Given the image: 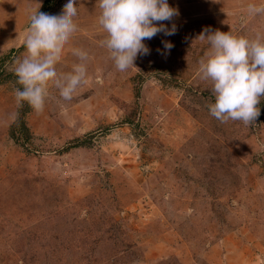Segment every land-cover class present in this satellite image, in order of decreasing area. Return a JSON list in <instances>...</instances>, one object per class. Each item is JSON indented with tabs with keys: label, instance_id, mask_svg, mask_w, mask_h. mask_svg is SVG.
<instances>
[{
	"label": "rangeland",
	"instance_id": "rangeland-1",
	"mask_svg": "<svg viewBox=\"0 0 264 264\" xmlns=\"http://www.w3.org/2000/svg\"><path fill=\"white\" fill-rule=\"evenodd\" d=\"M168 2L176 33L145 40L150 55L121 72L96 0H75L78 30L56 63L70 71L72 49L86 50L87 82L65 101L48 77L23 141L14 70L31 0H0V264H264V97L253 124L221 123L198 75L199 35L264 33V13L248 11L264 0Z\"/></svg>",
	"mask_w": 264,
	"mask_h": 264
},
{
	"label": "clouds",
	"instance_id": "clouds-1",
	"mask_svg": "<svg viewBox=\"0 0 264 264\" xmlns=\"http://www.w3.org/2000/svg\"><path fill=\"white\" fill-rule=\"evenodd\" d=\"M96 4L100 9L98 23L107 33L101 44L121 72L134 66L138 55H150L145 40L161 32L166 36L176 33L175 24L168 28L162 23L179 15L168 0H96ZM248 11L264 13V6L249 3ZM28 15L26 54L16 62L14 70L21 86L15 91L17 103L27 98L36 108L42 107L48 93L44 82L50 76L59 96L70 101L77 89L87 82L89 58L86 50L74 48L72 52L78 62L70 71H59L56 63L64 46L78 30L75 0H63L59 9L43 7L41 0H31ZM204 31L208 34L202 32L198 38L206 40L209 49L199 60L198 75L212 85L214 102L208 105L210 115L221 123L233 120L253 124L260 115L258 105L264 97V33L257 32L249 38L231 31L207 28ZM162 43L164 49L157 51L165 55L173 44Z\"/></svg>",
	"mask_w": 264,
	"mask_h": 264
},
{
	"label": "trees",
	"instance_id": "trees-1",
	"mask_svg": "<svg viewBox=\"0 0 264 264\" xmlns=\"http://www.w3.org/2000/svg\"><path fill=\"white\" fill-rule=\"evenodd\" d=\"M48 3H49V1H45L42 6L47 7ZM11 77H13V76H11ZM18 86H19V88L21 87L19 84H18ZM29 107H30V105L28 103V99L24 98L23 103L20 105V107L18 109L17 117L15 120V127H14L15 131H14V134H12L14 139H18V138H16V136H17L19 138H23L22 139L23 141L29 140L30 132H29V129L25 123V115L28 113Z\"/></svg>",
	"mask_w": 264,
	"mask_h": 264
}]
</instances>
